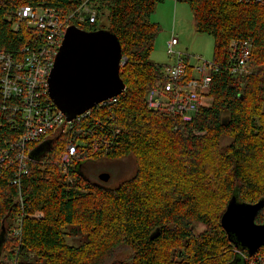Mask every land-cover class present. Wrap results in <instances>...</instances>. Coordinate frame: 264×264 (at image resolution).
Listing matches in <instances>:
<instances>
[{"label":"trees","instance_id":"1","mask_svg":"<svg viewBox=\"0 0 264 264\" xmlns=\"http://www.w3.org/2000/svg\"><path fill=\"white\" fill-rule=\"evenodd\" d=\"M86 1L0 0V52L20 56L33 41L19 9L40 5L69 14ZM166 1H88L96 20L77 25L111 30L127 63L120 71L125 92L117 104L92 110L86 130L97 134L86 141L99 136L94 161L132 158L135 173L108 188L89 180L87 164L64 172L66 136L46 142L41 156L33 155L39 143L27 145V175L16 177V165L0 171V264H264V245L250 257L221 226L233 196L246 204L264 200V6L185 0L197 32L213 37L218 70L212 72L211 107L183 122L146 104L149 91L165 81L166 65L150 62L160 32L150 18ZM105 19L108 27L101 25ZM238 40L252 44L245 78L227 68L230 44ZM7 105L0 88V153L20 138L8 126L10 113L2 111ZM255 222L264 223V206ZM68 237L79 244L70 245ZM125 250L132 256L117 259Z\"/></svg>","mask_w":264,"mask_h":264},{"label":"built area","instance_id":"2","mask_svg":"<svg viewBox=\"0 0 264 264\" xmlns=\"http://www.w3.org/2000/svg\"><path fill=\"white\" fill-rule=\"evenodd\" d=\"M88 1L77 11L69 14L40 5L25 6L18 10L19 21L27 23L34 31V38L30 45L21 50L20 56L0 52L3 72L0 79L1 95L4 102L8 103L2 107V111L10 113L8 126L11 130L20 131L13 133L20 134L18 141L0 153V171L16 165V177L27 175L29 156L26 146L33 143L43 145L60 135L66 136V151L61 159V167L65 173L70 168H78L82 162L93 160L92 157L99 152L97 144L99 136H96V141H86L91 134H97L86 130L91 124L89 119L92 110L117 104L121 95L102 102L73 120H67L53 103L48 89V80L67 29L72 25L79 27L77 24L87 22L93 24L96 20V13L88 5ZM239 2L264 6V0ZM178 46L179 39L176 37L167 42V54L175 59V62L164 67L165 81L157 83L149 91L146 104L148 110L152 112L191 122L201 109L211 107L212 99L209 92L212 72L218 69L214 68L213 63L203 61L199 57L201 65L194 68L192 79H188L185 61L190 56L177 52ZM251 53L252 44L248 41L238 40L230 44L227 68L231 75L245 78L251 73ZM126 63L127 60L123 58L121 67ZM13 183L18 184V180ZM38 217H42V214L39 213Z\"/></svg>","mask_w":264,"mask_h":264},{"label":"water","instance_id":"3","mask_svg":"<svg viewBox=\"0 0 264 264\" xmlns=\"http://www.w3.org/2000/svg\"><path fill=\"white\" fill-rule=\"evenodd\" d=\"M122 59L121 43L111 30L88 32L75 25L67 29L48 80L49 96L67 120L125 92L120 76ZM227 121L224 118L223 125ZM49 145H41L33 155L41 156ZM100 179L106 183L110 176L103 174ZM263 206L264 200L246 204L233 196L221 218L230 241L238 250L246 249L250 257L264 245V223L255 222ZM2 247L1 239L0 258Z\"/></svg>","mask_w":264,"mask_h":264},{"label":"rangeland","instance_id":"4","mask_svg":"<svg viewBox=\"0 0 264 264\" xmlns=\"http://www.w3.org/2000/svg\"><path fill=\"white\" fill-rule=\"evenodd\" d=\"M168 2H171L169 9ZM164 11V12H163ZM151 22L160 26V32L157 35L154 50L150 57V62L159 65H168L171 59L167 54V42L172 37L179 39L177 52L188 54L190 56V66L197 68L201 65L199 57L208 63H212L214 40L207 34L198 33L193 14L185 0H168L157 6L155 13L150 18ZM103 27H108L107 19L102 21ZM173 63V62H172ZM87 164L89 180L97 184H104L108 188H116L122 181L131 178L136 170L135 161L132 158H102L97 161H85L80 164L82 167ZM108 174V182H102L100 177ZM203 228H200V231ZM79 238H67L70 245L77 246ZM132 254L125 250L117 257L119 260H128Z\"/></svg>","mask_w":264,"mask_h":264},{"label":"crops","instance_id":"5","mask_svg":"<svg viewBox=\"0 0 264 264\" xmlns=\"http://www.w3.org/2000/svg\"><path fill=\"white\" fill-rule=\"evenodd\" d=\"M170 5H171V2H168V7H166V8L169 9ZM163 12H164V11H163ZM179 43H180V42H179ZM189 58H190V57H189ZM172 62L174 63V62H175V59L172 58V59H171V63H172ZM171 63H170V64H171Z\"/></svg>","mask_w":264,"mask_h":264}]
</instances>
